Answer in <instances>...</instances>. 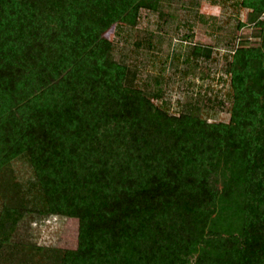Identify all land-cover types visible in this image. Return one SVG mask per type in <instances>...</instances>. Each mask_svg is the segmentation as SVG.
<instances>
[{
	"label": "trees",
	"instance_id": "16d2710c",
	"mask_svg": "<svg viewBox=\"0 0 264 264\" xmlns=\"http://www.w3.org/2000/svg\"><path fill=\"white\" fill-rule=\"evenodd\" d=\"M161 1L0 0V172L26 157L36 212L78 222L46 264H264V0L240 1L260 42L233 51L227 123L169 115L109 59ZM10 184L5 241L30 212Z\"/></svg>",
	"mask_w": 264,
	"mask_h": 264
},
{
	"label": "rangeland",
	"instance_id": "374dc122",
	"mask_svg": "<svg viewBox=\"0 0 264 264\" xmlns=\"http://www.w3.org/2000/svg\"><path fill=\"white\" fill-rule=\"evenodd\" d=\"M240 1L162 0L157 12L141 9L134 27L116 24L105 34L112 44L109 59L126 65L132 85L169 115L190 113L208 123H227L233 51L260 42L251 11ZM5 180L25 198L30 212L7 233V241L0 236V264H46L44 252L36 247L73 251L78 222L36 212L42 204L26 157L0 172V215L10 197ZM27 246L35 248L23 257L22 247ZM194 261L195 254L190 255L188 264Z\"/></svg>",
	"mask_w": 264,
	"mask_h": 264
}]
</instances>
